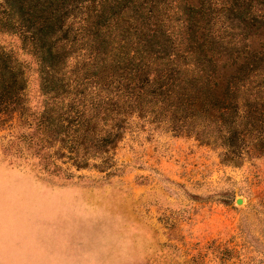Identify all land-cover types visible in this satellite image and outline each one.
Listing matches in <instances>:
<instances>
[{
  "label": "trees",
  "instance_id": "1",
  "mask_svg": "<svg viewBox=\"0 0 264 264\" xmlns=\"http://www.w3.org/2000/svg\"><path fill=\"white\" fill-rule=\"evenodd\" d=\"M0 32L31 56L38 96L0 44V128L15 112L35 155L106 167L132 116L222 161L264 153V0H0Z\"/></svg>",
  "mask_w": 264,
  "mask_h": 264
},
{
  "label": "rangeland",
  "instance_id": "2",
  "mask_svg": "<svg viewBox=\"0 0 264 264\" xmlns=\"http://www.w3.org/2000/svg\"><path fill=\"white\" fill-rule=\"evenodd\" d=\"M0 44L27 63L34 105L31 56L13 34ZM20 130L15 112L0 128V264H264V153L222 161L132 116L109 165L77 168L54 147L35 155Z\"/></svg>",
  "mask_w": 264,
  "mask_h": 264
},
{
  "label": "water",
  "instance_id": "3",
  "mask_svg": "<svg viewBox=\"0 0 264 264\" xmlns=\"http://www.w3.org/2000/svg\"><path fill=\"white\" fill-rule=\"evenodd\" d=\"M235 201H236V202H239V201H240V198H236Z\"/></svg>",
  "mask_w": 264,
  "mask_h": 264
}]
</instances>
